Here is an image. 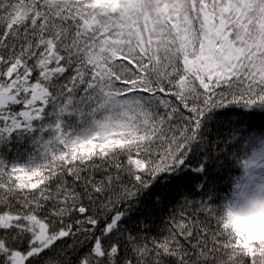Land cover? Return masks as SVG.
Listing matches in <instances>:
<instances>
[{"label":"snow or ice","instance_id":"obj_1","mask_svg":"<svg viewBox=\"0 0 264 264\" xmlns=\"http://www.w3.org/2000/svg\"><path fill=\"white\" fill-rule=\"evenodd\" d=\"M254 133L264 0H0V264H264L220 208Z\"/></svg>","mask_w":264,"mask_h":264},{"label":"clouds","instance_id":"obj_2","mask_svg":"<svg viewBox=\"0 0 264 264\" xmlns=\"http://www.w3.org/2000/svg\"><path fill=\"white\" fill-rule=\"evenodd\" d=\"M223 193L221 215L245 244L264 241V133H254L239 155Z\"/></svg>","mask_w":264,"mask_h":264},{"label":"trees","instance_id":"obj_3","mask_svg":"<svg viewBox=\"0 0 264 264\" xmlns=\"http://www.w3.org/2000/svg\"><path fill=\"white\" fill-rule=\"evenodd\" d=\"M236 171L235 168H231L228 173L225 174L224 180L222 181V184L224 186V190H227V181L230 178V176Z\"/></svg>","mask_w":264,"mask_h":264}]
</instances>
